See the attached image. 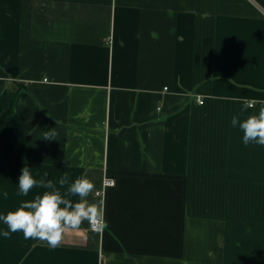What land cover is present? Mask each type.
I'll return each mask as SVG.
<instances>
[{
	"label": "crops",
	"instance_id": "crops-1",
	"mask_svg": "<svg viewBox=\"0 0 264 264\" xmlns=\"http://www.w3.org/2000/svg\"><path fill=\"white\" fill-rule=\"evenodd\" d=\"M262 101L264 0H0V216L51 191L29 167L108 223L0 234V264H264V146L231 126Z\"/></svg>",
	"mask_w": 264,
	"mask_h": 264
},
{
	"label": "clouds",
	"instance_id": "clouds-1",
	"mask_svg": "<svg viewBox=\"0 0 264 264\" xmlns=\"http://www.w3.org/2000/svg\"><path fill=\"white\" fill-rule=\"evenodd\" d=\"M261 105L258 114L248 115L242 121L235 115L231 118V126L233 128L238 126L243 132L245 146L249 144L264 146V101ZM251 107H253L251 103H246L241 112ZM57 135L54 128L45 132L44 139L51 140ZM68 180L69 176L65 173L60 178L59 185L63 187ZM34 187L51 189V191L38 194L32 200L22 202L16 210L0 216V220L8 228V231L0 233L5 238H9L10 233L22 232L25 240H39L55 248L61 244L65 233L80 231L85 222L97 234H102L108 227L104 202L88 200L89 195L95 191V184L87 177L77 178L62 195L51 180L38 181L33 178L29 167H23L19 176L18 195L28 196ZM4 196L7 197V192ZM73 196L78 197V201L74 202L69 198Z\"/></svg>",
	"mask_w": 264,
	"mask_h": 264
},
{
	"label": "built area",
	"instance_id": "built-area-1",
	"mask_svg": "<svg viewBox=\"0 0 264 264\" xmlns=\"http://www.w3.org/2000/svg\"><path fill=\"white\" fill-rule=\"evenodd\" d=\"M200 102V101H199ZM201 103V102H200ZM112 186H115L114 185V180L110 179V178H104L103 179V182H102V185H101V188L96 192L97 195L103 197L104 196V193H105V190L109 187H112ZM89 228V226H88ZM91 230V229H90Z\"/></svg>",
	"mask_w": 264,
	"mask_h": 264
}]
</instances>
